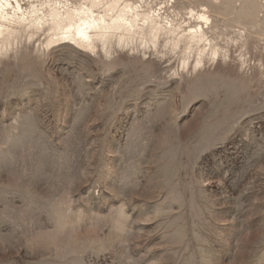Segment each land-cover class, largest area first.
<instances>
[{"label":"rangeland","instance_id":"374dc122","mask_svg":"<svg viewBox=\"0 0 264 264\" xmlns=\"http://www.w3.org/2000/svg\"><path fill=\"white\" fill-rule=\"evenodd\" d=\"M127 1L217 60L0 55V264H264V0Z\"/></svg>","mask_w":264,"mask_h":264},{"label":"bare ground","instance_id":"6f19581e","mask_svg":"<svg viewBox=\"0 0 264 264\" xmlns=\"http://www.w3.org/2000/svg\"><path fill=\"white\" fill-rule=\"evenodd\" d=\"M25 2L28 9L23 8ZM48 4L42 6L40 0H0V55L24 37L34 46L35 37L42 34L47 47L68 44L105 58L118 51L140 53L155 58L163 67L171 63L164 53L169 48L171 54L183 55L182 72L186 74L202 69L203 58L208 57L209 64L217 60L218 50L207 40L202 26L172 37L174 28L155 23L127 0H56ZM139 18L144 20L142 25ZM197 18L203 22L209 19L205 12H199ZM136 40L150 45H139ZM192 56L196 58L190 63Z\"/></svg>","mask_w":264,"mask_h":264}]
</instances>
